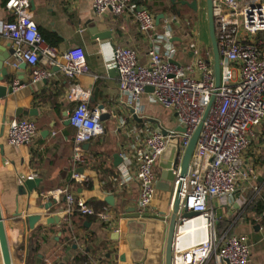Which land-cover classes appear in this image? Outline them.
<instances>
[{
	"label": "crops",
	"instance_id": "crops-1",
	"mask_svg": "<svg viewBox=\"0 0 264 264\" xmlns=\"http://www.w3.org/2000/svg\"><path fill=\"white\" fill-rule=\"evenodd\" d=\"M175 1L173 5L170 0H138L140 7L155 15L152 35L162 33L168 25L177 49L176 61L183 63L192 58L191 52L182 50L190 41L197 44L201 55L209 57L210 47L198 40L197 26H190L188 14L181 9L198 19L196 12L181 4L183 0ZM28 3L27 15L38 26L44 43L58 54L82 49L89 71L70 78L41 55L36 67L51 73L44 80H33L32 67L25 63L23 69L18 68L16 64L21 60L16 59L7 76L0 74V85L13 87L10 94L0 98V210L11 264H163L172 193L166 183L161 182L158 188L156 184L160 182V157L165 160L168 155L165 152L157 161L151 211L137 219L143 223L142 229L137 224L129 227L127 211L136 208L139 190L135 180L128 183L115 180L122 163L121 154L133 142V136H128L120 123L125 120L127 125L137 127L150 123L168 130L177 127V120L172 111L150 101L146 93L140 95L138 104H128L127 97L119 92L116 70L109 66L114 47H129L138 53L141 63H146L153 36L142 34L128 11L120 15L110 11L95 15L92 0H28ZM172 6L181 14L172 13ZM160 14L163 16L156 23ZM10 17L5 0H0V20ZM94 22L106 24L111 37L94 38L96 35L90 30ZM10 49H14L12 40L0 36V54ZM11 61L14 63L13 55ZM75 88L88 91L89 108L102 110L103 115L100 119L103 134L83 145V162L75 169L82 177L80 181L72 177L73 128L67 122L78 102L68 97ZM133 109L140 110L135 115L141 121L132 117ZM14 118L34 121L36 132L30 142L20 146L5 144L6 123ZM115 154L121 158L117 165ZM243 158L245 170L249 169L247 180L241 181L227 200L209 202L215 213L220 209V216H216L217 231L246 236L250 245L248 264H264L261 223L264 212L257 214L250 208L253 199L264 195L263 125L253 128ZM29 173H34L33 179L38 180L31 191L23 185L25 180H18L20 175ZM62 190L87 201L95 210H108L112 215L110 223L77 214L68 218L64 195L56 194ZM109 195L113 197L112 204L105 201ZM30 214H40L33 229L27 226ZM47 218L54 219L47 222Z\"/></svg>",
	"mask_w": 264,
	"mask_h": 264
},
{
	"label": "built area",
	"instance_id": "built-area-1",
	"mask_svg": "<svg viewBox=\"0 0 264 264\" xmlns=\"http://www.w3.org/2000/svg\"><path fill=\"white\" fill-rule=\"evenodd\" d=\"M215 35L219 51L220 81L215 85L213 62L200 54L193 41L182 47L191 52L186 62L175 59L177 49L172 41V31L152 35L155 15L138 5V0H92L95 15L106 11L120 15L130 12L138 30L152 37L147 52V62L141 63L138 53L129 47H114L109 66L116 70L119 92L127 97L128 104H138L140 95L176 114L175 129L165 130L145 123L141 127L127 125L121 120L133 142L122 156L118 169L120 183L135 180L138 198L135 212L142 217L151 211L155 191L156 164L172 144L176 151L171 163L174 186L180 183V210L175 229L172 264H248L250 245L247 237L217 231V218L210 200H227L247 180L243 158L252 136L253 128L264 126V0H212ZM28 0H5L10 19L0 20V36L9 38L14 45L13 60L31 66L35 81L48 78L47 69L36 67L39 56H45L57 65L66 76L75 78L87 73L89 68L80 48L58 54L44 43L36 23L27 15ZM199 13V14H198ZM196 14L206 19L205 0H197ZM207 22V19H206ZM210 47V42L208 44ZM150 86L152 90L146 92ZM78 100L69 115L73 128L72 164L75 180L82 178L75 169L84 158L83 145L103 134L100 121L102 110L88 106V91L78 88L68 96ZM213 97L204 120L203 114ZM138 109L137 107H135ZM133 109L131 115L140 110ZM202 122L192 153L187 174L179 175V166L189 139ZM33 120L10 119L6 123L5 144L20 146L30 142L35 135ZM133 167V168H132ZM134 173H131V170ZM36 175H20L18 180L33 179ZM65 213L95 217L109 224L111 213L95 210L87 201L62 190ZM54 194V192H53ZM194 212L191 217L183 214ZM192 228L188 240L182 241V227Z\"/></svg>",
	"mask_w": 264,
	"mask_h": 264
},
{
	"label": "water",
	"instance_id": "water-1",
	"mask_svg": "<svg viewBox=\"0 0 264 264\" xmlns=\"http://www.w3.org/2000/svg\"><path fill=\"white\" fill-rule=\"evenodd\" d=\"M172 4H175V0H170ZM181 4L187 5L190 9H192L194 12L197 11V0H192L190 2L188 1H181ZM205 5H206V19H207V32H208V37H209V42H210V49H211V56H212V62H213V71H214V77H215V85L216 87L219 85L220 81V67H219V51H218V45H217V39L215 35V26H214V18H213V1L212 0H205ZM163 14H160L156 16V23L159 21L160 17H162ZM96 23V24H95ZM95 24V25H94ZM94 24H90L91 32L94 38L99 39V40H104L107 38L111 37V31L109 27L104 24L103 22H94ZM103 27V30H101ZM105 27V28H104ZM94 28H96L99 31H103L102 34H98V32H95ZM93 30V31H92ZM107 31V32H105ZM14 54V49H10L4 54H0V74L2 76H7L8 74V69L12 67L13 63L11 61L12 55ZM25 62L21 61L20 63L16 64L18 68L23 69L25 67ZM2 79V77L0 78ZM21 83V81H20ZM12 86L11 85H0V98L5 97L7 94H10L12 92ZM152 88L150 86H147L145 88L146 92H150ZM213 101V97L211 98L204 114L202 117V120L205 119L207 112L211 106V103ZM176 116V114H174ZM103 118V115L101 114L100 119ZM133 118L136 120L137 119L136 115L133 114ZM141 121V120H139ZM68 123H70L69 119L67 120ZM202 122L198 124L194 132L192 133L189 142L183 152L180 166H179V175L181 177L185 176L187 174L188 168H189V163L190 159L192 156V153L194 151L198 135L201 129ZM176 131L178 132H184V128L181 126H177L175 128ZM163 133L165 131L163 130ZM176 151V146L174 144L170 145L168 149L165 151L166 154L168 155L165 160L160 157V163H159V168H160V182L156 184V187H160V183L164 182L167 184V190L172 193V199H171V205H170V212L167 215V230H166V237H165V245H164V255H163V264H172V252H173V241H174V234H175V229L176 225L178 222V216H179V210H180V197H179V189H180V183L174 186V174L171 169V163L174 157ZM164 152V153H165ZM163 153V154H164ZM162 154V155H163ZM114 158V165H117L121 158L119 157L118 154H115L113 156ZM38 180L36 179H25L23 185L28 191H31ZM21 185V186H23ZM105 201L109 204L113 203V197L112 196H107L105 198ZM49 205V204H48ZM46 205L45 207H48ZM194 212H189L183 214L184 217H191L193 216ZM216 216H220V209L216 210ZM127 218H128V224L129 227H133L134 224H137V227L142 229L143 223L139 222L137 219L140 218L138 214L135 212V208L128 210L127 211ZM40 219V214H30L27 216V226L29 229L34 228V224ZM54 218H47V222H51ZM258 228V226H255ZM0 252H1V258H2V264H11L10 256H9V250L7 246V241L5 237V232H4V226H3V217L1 214L0 210Z\"/></svg>",
	"mask_w": 264,
	"mask_h": 264
},
{
	"label": "rangeland",
	"instance_id": "rangeland-1",
	"mask_svg": "<svg viewBox=\"0 0 264 264\" xmlns=\"http://www.w3.org/2000/svg\"><path fill=\"white\" fill-rule=\"evenodd\" d=\"M183 12L185 11L186 14H188V22L190 24V26L192 27V25H196L198 28V35L197 38L200 42H203V44L206 46H208L209 44V37H208V32H207V22L206 19L204 18V16H202V14H200V16L197 14L198 19H196V17L194 15H192L191 13H188L185 9H181ZM168 111V110H167ZM169 112V111H168ZM170 119H173L171 115H169Z\"/></svg>",
	"mask_w": 264,
	"mask_h": 264
},
{
	"label": "trees",
	"instance_id": "trees-1",
	"mask_svg": "<svg viewBox=\"0 0 264 264\" xmlns=\"http://www.w3.org/2000/svg\"><path fill=\"white\" fill-rule=\"evenodd\" d=\"M170 10L172 13L181 14L180 11L175 8V6H172ZM250 208L257 214H261L262 212H264V195H261L253 199V203ZM261 223L264 224V216L261 218Z\"/></svg>",
	"mask_w": 264,
	"mask_h": 264
},
{
	"label": "bare ground",
	"instance_id": "bare-ground-1",
	"mask_svg": "<svg viewBox=\"0 0 264 264\" xmlns=\"http://www.w3.org/2000/svg\"><path fill=\"white\" fill-rule=\"evenodd\" d=\"M191 231H192V228L189 225L182 227L183 237L181 238V240L182 241L188 240V237Z\"/></svg>",
	"mask_w": 264,
	"mask_h": 264
}]
</instances>
